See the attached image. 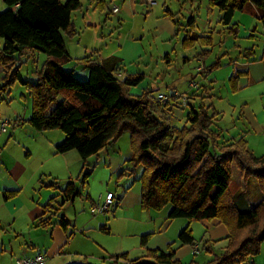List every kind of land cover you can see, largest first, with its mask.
<instances>
[{
  "label": "trees",
  "instance_id": "1",
  "mask_svg": "<svg viewBox=\"0 0 264 264\" xmlns=\"http://www.w3.org/2000/svg\"><path fill=\"white\" fill-rule=\"evenodd\" d=\"M208 1L210 6L219 9L222 24L234 37L239 34V27L234 24L238 12L254 6L261 11L264 22V0ZM3 3L6 9L0 13L3 40L0 67L6 75L1 90L5 92L17 82L25 86L32 99V116L28 123L40 132L60 131L65 135L56 146L57 154L76 150L86 163L128 133L133 152L131 166L143 169L137 180L141 183L143 210L161 211L171 205L170 220L219 219L225 223L229 229L228 246L206 264H247L261 254L264 156L256 158L244 139L220 145L218 136L211 130L215 116L204 110L192 108L186 116L187 125L176 127L169 115L178 97L174 95L173 101L163 103L159 96H154L153 90L133 95L131 90L145 81V75L118 77L116 58L104 63L95 59L94 54L78 59V65L88 73L86 82L79 81L74 71H68L65 66L72 61L66 38L78 34L73 15L83 8L80 0H3ZM168 13L174 19L176 14ZM194 26L195 18L191 17L187 27ZM179 32L177 25L176 35ZM198 39L192 30L184 45L192 47ZM38 54L47 56L43 70L38 73L36 82L25 81L17 63L36 58ZM219 64L216 62L211 69ZM233 165L247 179L255 178L263 194L262 200L249 211L239 208L232 192ZM90 176V171L84 174V186ZM62 195L60 206L74 203L81 191L69 183ZM16 196V192L4 193L5 200ZM56 201V198L50 200L45 207V213L38 219L39 227L49 225L51 218L46 219V216L56 214ZM67 225L62 219L61 226L66 228ZM150 237L142 238V246L147 245ZM179 241L184 246H194L192 231L184 229ZM175 256L171 245L167 252L149 250L145 257L133 261L122 254L113 258L112 264H122V261L126 264H181Z\"/></svg>",
  "mask_w": 264,
  "mask_h": 264
},
{
  "label": "rangeland",
  "instance_id": "2",
  "mask_svg": "<svg viewBox=\"0 0 264 264\" xmlns=\"http://www.w3.org/2000/svg\"><path fill=\"white\" fill-rule=\"evenodd\" d=\"M0 1L3 2V0ZM171 2L169 3V7L174 9L172 11L175 14H181L183 17L182 19L180 17L182 27H180V32L177 36L166 40L155 37L149 31L145 33L146 35L143 39L144 48L153 59L150 64H145L143 61L138 66L136 65L139 73L145 75L144 87L149 90H155V97L162 94L168 100L173 101L172 97L176 95L178 99L175 101H179L178 104H175V107L183 108L186 114L192 108L196 111L206 109L210 115L215 116L211 130L218 136L220 145L244 139L247 142L249 151L256 158L263 157L264 82L257 81L253 76L248 77L245 74L238 73V71L244 69L249 57L259 59L264 53V22L261 20L262 13L258 11V13L254 14L251 9L238 12L234 18V24L239 25L240 29L238 36L234 37L220 21L219 9L210 6L208 0L194 1L193 3L189 0H171ZM162 4L161 0H157L154 5H146L157 15L158 12H164ZM110 5L112 6L113 2ZM4 9H6V6H4ZM147 12L149 11L145 7L141 13L144 16ZM100 13L98 11L92 17L94 22L98 23L102 19ZM79 14L80 12H76L73 15V18L78 21V29H76L78 34L73 38H66L67 50L72 61L66 64L65 68L68 71H74V75L79 81L86 82L88 80V73L78 65V59H82L87 55L85 45L92 47L88 55L94 54V58L98 60L105 58L111 49V41H115V39L119 40L118 34L115 35V39L110 40V32L116 33L119 29L117 28V20L112 18L113 22L108 24L107 27H98L97 31L90 33L88 29H84V24L87 20L84 22L79 17ZM191 17L195 18L194 28L187 27ZM132 22L134 23L135 21ZM127 23L129 24L130 22L127 21ZM141 23H143L142 20ZM241 26L248 30L242 36L240 34V30L243 29ZM85 28L87 27L85 26ZM192 30L199 39L194 42L192 47H186L184 40ZM84 32H86L85 35ZM101 33L105 36V42L103 43ZM229 39L230 41H236L237 46L235 49L232 48L233 50L230 55L227 54L226 49ZM1 47H3V40L0 38ZM95 49L97 52H93ZM253 49L255 50V54L251 53L252 55L249 56L248 52L250 50L253 52ZM167 55L170 56L171 61L168 60ZM185 59H188V61ZM46 60L47 56L45 54H38L36 58L23 59V62H18L17 66H21L20 71L23 79L25 81L36 82L38 80V73L43 70ZM216 62H220V64L211 69ZM203 63L207 65L206 71L198 72L199 64L203 65ZM5 75L0 72V115L3 117L1 119L9 122V127L7 133H0V157L4 156L10 163H19L26 167H40L43 164L41 153L37 148L42 145L41 142L45 139L40 134L34 135L37 134L36 131L27 123V119L31 117L32 99L21 82L15 83L10 88H7L5 92L2 91L1 88L5 84ZM235 76L238 77L234 78ZM191 81H194L199 86V90L193 92L190 89L189 85ZM204 88L208 90L207 93H205ZM135 89L133 88L132 90ZM176 92L180 94H175ZM195 94H199V97L193 98ZM175 112L176 110L171 107L169 118L173 125L179 128L186 126L187 115L184 118H180V116H176ZM175 116L177 119H175ZM17 117H20L25 123L14 127L13 125ZM11 135L14 137L10 138ZM120 142L125 147H131L130 134L127 133L121 137ZM27 151H31L32 155L27 156ZM92 162L88 163L85 172L77 184L81 195L77 198L75 208L70 205L71 203H67L65 204L67 206L65 207L66 209L62 211L64 206H60V204L63 202V199L56 201L55 207L58 211L55 213L59 212V217L64 216L63 213L67 211L69 219L74 221L76 219L74 209L78 210V212L86 211L80 212L79 217H83L84 215L90 217L87 208H90L91 203L87 201V195H92V198L95 199L101 194L107 193V191H112L117 196L121 194L120 185L125 183L126 176L119 178V175H116L109 179L108 177L103 178L102 175L93 177L91 174L87 184L85 186L82 184L84 174L87 171L95 169ZM139 169L142 171V167L136 170ZM52 180L49 179L48 181L51 182ZM131 183L138 186L141 190L140 182L131 181ZM232 192L242 211H249L254 208L263 198L258 181L255 178L247 179L236 165H233ZM37 199H34L35 202H37ZM80 204L85 208L80 207ZM171 210L172 206L169 205L163 210L156 212L167 216ZM113 211H116V209ZM145 211L148 212L149 210ZM26 221V218H17L12 227L20 228L23 225V229L31 228V230H34L40 228L38 225H33L32 227ZM59 222V218L53 215L50 232L53 230L56 244L61 247L64 229L60 225H55ZM182 222H185L184 229L189 228L192 231L195 239L194 246H198L200 251L194 257L192 252L194 246H184L180 243L178 235L181 229L179 226L181 225L177 223L178 225L174 226L176 230L178 229L177 237L172 244V249L176 252L175 259L179 260L181 264H206L213 260L216 255H221L228 246L227 237L229 236V229L219 219L193 221L184 219ZM152 228L153 225H150L147 229ZM129 230L130 234L126 239L118 234L116 229L108 235H104L103 233L101 235L98 234L97 241H99L98 236L104 237V246L107 249L106 252L101 251V254L99 253L101 256H98L94 250H85L84 246L81 249H76L74 244H66L64 246V259H60L59 252L56 251H46L47 256H44L47 257V264H112L114 262L113 258L122 254H127L129 261L141 259L149 251L142 246V237L147 235L145 233H149L150 230L141 229L137 224L132 225ZM143 230L145 231L143 232ZM66 232L69 236L72 228H69ZM10 233L11 228L9 226L0 228L1 237L5 234L6 237H10ZM91 237L95 238L96 235L92 233ZM25 238L27 239V236ZM91 247L98 248V242L95 241ZM33 251L45 253L43 248H36ZM2 253L3 251L0 248V255ZM5 259L6 257L0 258V264H6L4 262ZM122 264H126L125 261H122Z\"/></svg>",
  "mask_w": 264,
  "mask_h": 264
},
{
  "label": "crops",
  "instance_id": "3",
  "mask_svg": "<svg viewBox=\"0 0 264 264\" xmlns=\"http://www.w3.org/2000/svg\"><path fill=\"white\" fill-rule=\"evenodd\" d=\"M80 1L83 4V8L81 11H79V17H81L84 22L87 20L84 24V29H88L90 33L97 31L98 27H107L108 24L113 22L112 18L117 20V28L119 30L116 33L110 32V40L115 39L116 34L119 35V40L115 39V41H111V49L109 54L105 58H102L98 61L104 63L109 58H116L117 64L115 65V69L117 70V76L120 78L125 77L126 75L140 74L136 68V65L138 66L143 61L145 64H150L152 62L153 57L147 54L143 43V39L147 31L154 34V36L157 38L166 40L168 38L177 36V25L182 27V20L180 21V17L181 19L183 17L181 14H176L174 19H171L168 16V12L175 14L172 11L174 9L169 7V3H172L171 0L170 2H168L169 0H161L163 3L162 5L164 12H158L157 15L153 13L154 11L145 4V0ZM189 1L193 3L194 1L199 0ZM112 2L113 5L116 4L120 6L121 11L118 14L111 13V7L113 5L111 6L110 4ZM3 4L4 3L0 1V11L2 10L1 12L5 10V5L3 6ZM144 6L151 13L147 12V14L143 16L141 12L145 9ZM249 9H251L254 14L258 13V11L261 13V11L256 10L257 8H254V6H251ZM98 11L101 12L100 17L102 19L96 23L92 17L98 13ZM221 19L222 14L220 13V21ZM141 20L143 23H141ZM127 21L130 23L128 24ZM132 21L135 22L133 23ZM77 22L78 21L74 19L76 29H78ZM85 26L87 28H85ZM238 27L240 29L239 25ZM242 28L243 29L240 30L241 36L243 33L248 31L246 28ZM124 31L125 33L123 34ZM85 34L86 32H84V35ZM101 36L103 40L101 41L103 43L105 42V36L103 33H101ZM85 47V52L87 54L85 55L86 57L89 56L88 53L92 47L89 45H85ZM232 48H237L236 41H230L229 39L228 43L226 44L228 55L232 53ZM95 51L96 49L93 52ZM251 53L255 54V50L253 49V52H248V55H252ZM166 57L169 61H171L169 55ZM185 60L188 61V59ZM206 68L207 65L205 63H203V65L199 64L198 72H204L206 71ZM0 72L5 74L4 69L1 67ZM238 73H244L248 77L253 76L257 81L264 82V53L259 59L256 57H249L244 69H242V71H238ZM144 84L145 81L136 87L135 90H132L133 95L140 96L145 90H147L148 88H145ZM189 86L193 92L195 90H199V86L195 84L194 81H191ZM204 91L205 93L208 92V90L205 88ZM175 94L180 93L176 92ZM196 97H199V94H195L193 98ZM178 101H175V104H178ZM173 108L176 110V116L184 118L187 115L185 111H183V108ZM204 111L207 110L204 109ZM176 116L175 119H177ZM1 117L2 116L0 115V119ZM29 119H27V123ZM23 123L25 122L20 117H17L13 126L16 127ZM32 129L37 133L34 135L40 134L45 139L43 142H41L42 145L37 148L41 153L42 166L40 165V167L37 168L34 166L26 167L19 163H10L8 160H6V158H4V156L0 157V228L7 226L11 228L10 237H6V234L3 237L0 235V248L3 251V253L0 255V258L6 257L4 260L6 264H17L18 259L21 258H35L39 255L47 256L46 251L59 252L58 255H60V259H64V246L66 244H74L76 249H81V247L84 246L85 250H94L95 253L97 252L98 256H101V251L106 252L107 249L104 246V237L98 236L99 241H97L96 238L98 234L101 235V233H103L104 235H108L113 233V230L116 229L118 234L126 239L129 237L130 227L136 224L139 225L141 229L150 230L149 233H145L147 235H151V237L144 248L148 250H160L164 252L168 251L169 247L175 242L177 237L178 229L176 230L174 226L178 225L177 223H180V235L185 227V222H182L184 219L170 220V213L166 216L160 212H156L155 210H149L146 212L142 209L141 190L138 186L131 183V181H137L142 174L143 169L142 171L140 169L133 170L131 166V160L133 156L131 147H125L119 140L117 143L112 144L107 149L102 151L99 155L90 158L86 163H84L78 151L76 150L70 151L66 154L56 153V146L65 139V135L62 132H40L35 130L33 127ZM13 137V135L10 136V138ZM26 155H32L31 151H27ZM91 161H93L92 164L95 168L93 171H90L93 177L102 175L103 178L108 177L111 179L113 176L119 175V178H124V176L127 178L124 181L125 183L120 185L121 194L117 196V194L114 193V203L107 212L99 215H93L91 208L95 204L102 203L105 196L108 193H113L112 191H107V193L101 194L95 199L92 198V195H87L86 199L91 203L90 208H87V211L90 213V217H87V215L79 217L80 212L86 211L83 210L78 212V210L75 209L74 214L76 219L74 221L69 219L67 211L63 213L64 216L60 217L58 215L59 212L54 214V216L58 217L60 220V222L56 223L55 225L61 226L62 219H65L68 222L66 228L61 226L64 229V238L62 240L61 247L56 244L53 230L50 232L53 215L46 216V219L49 217L51 219L49 225L45 228L40 227L38 229L31 230V228L23 229V225L20 228L12 227L15 224L14 222L17 221V218H26V222L32 225V227L33 225H38V219L45 213V207L49 201L54 198L57 200L63 199L62 191L69 183H73L75 187L79 189L77 184L85 172L88 163ZM123 171H125L124 174ZM49 179H53L55 181L52 180L50 182L48 181ZM62 184L64 185L62 186ZM50 185L55 187L51 188ZM6 192H16L17 196L12 199L5 200L4 193ZM35 198H38L37 202H35ZM76 204L77 199L70 205L75 208ZM65 207L67 206L64 205L62 211L66 209ZM68 207L70 208V206ZM80 207L85 208L82 206V204H80ZM114 209H116V211H113ZM150 225H153V228L147 229ZM69 228H72V232L68 236L66 231H68ZM144 231L145 230H143V232ZM92 233L96 235L95 238L91 237ZM25 236H27V239ZM92 240L98 242V248L91 247L95 242ZM36 248H43L45 253L43 254L33 251ZM195 251H197V253L194 254ZM199 251V247L194 246L192 251L194 257L198 255ZM103 260L105 259L103 258ZM247 264H264V243L262 245L261 254L255 260Z\"/></svg>",
  "mask_w": 264,
  "mask_h": 264
},
{
  "label": "built area",
  "instance_id": "4",
  "mask_svg": "<svg viewBox=\"0 0 264 264\" xmlns=\"http://www.w3.org/2000/svg\"><path fill=\"white\" fill-rule=\"evenodd\" d=\"M157 0H145V4L148 6L156 4ZM121 11L120 6L114 4L111 7V13L112 14H118ZM159 99L163 102H166L168 98L166 96L160 95ZM9 122L0 119V133H6L8 131ZM115 199L114 193H108L104 201L102 203L95 204L91 208V212L93 215H99L107 212L110 207L113 205ZM197 253V251L194 252V254ZM17 264H47V257L44 255H39L35 258H21L18 259Z\"/></svg>",
  "mask_w": 264,
  "mask_h": 264
}]
</instances>
